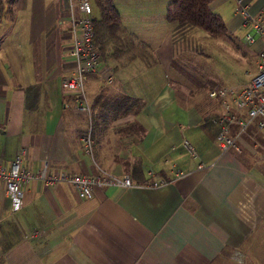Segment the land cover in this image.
<instances>
[{"label":"crops","instance_id":"obj_1","mask_svg":"<svg viewBox=\"0 0 264 264\" xmlns=\"http://www.w3.org/2000/svg\"><path fill=\"white\" fill-rule=\"evenodd\" d=\"M168 1L113 0L122 33L146 44L151 61L101 60L100 70L112 69L108 85L98 72L86 76L92 161L80 146L87 120L61 88L72 65L66 0H0V162L22 147L29 170L43 161L47 173L93 174L98 166L137 184L93 188L92 196L78 198L63 182L30 180L22 186L21 208L11 212L0 183V264H239L235 251L244 264H264L259 134L254 128L237 134L233 124L238 150L221 152L211 122L221 113L219 102L204 112L181 106L166 80L175 23L153 46L158 33L139 26ZM217 1L226 0H213L211 10ZM245 2L251 12L264 7ZM232 15L226 28L248 31L234 8ZM246 45L253 53L260 41ZM125 96L136 100L131 108L118 106ZM108 102L115 103L110 110L103 108ZM231 112L244 118L242 110ZM173 170L182 174L174 177Z\"/></svg>","mask_w":264,"mask_h":264},{"label":"built area","instance_id":"obj_2","mask_svg":"<svg viewBox=\"0 0 264 264\" xmlns=\"http://www.w3.org/2000/svg\"><path fill=\"white\" fill-rule=\"evenodd\" d=\"M66 9L70 33L69 56L72 65L68 74L61 79V88L72 94L73 109L83 114L87 120L86 131L80 137V146L93 161L92 116L85 90L86 76L98 72L103 81L109 83L112 75L109 69L100 70V52L93 44L92 9L89 1L67 0ZM234 12L241 16L243 25L249 28L244 34V40L248 44L260 41V48L254 53L255 72L245 85L215 86L208 91V96L218 101L222 107V112L212 117L211 122L217 127L215 139L219 151L224 152L229 147L238 150L230 133V126L237 124V134L245 132L246 128L256 130L260 138V154L264 157V7L251 12L245 0H235ZM231 108L244 111V118H236ZM182 145L190 154L194 153L188 140L183 139ZM24 154L25 149L21 147L7 164L0 162V183L9 200L11 212L21 208L22 186L30 180H40L49 186L63 182L73 188L78 198L92 196L93 188L137 186L129 176H116L98 166L93 174H70L65 171L47 173V163L43 161L41 168L29 170L22 166ZM180 174L182 173L179 170H173L174 177ZM158 183L154 181L151 185L156 186ZM232 259L239 264L245 263L238 251L233 253Z\"/></svg>","mask_w":264,"mask_h":264},{"label":"rangeland","instance_id":"obj_3","mask_svg":"<svg viewBox=\"0 0 264 264\" xmlns=\"http://www.w3.org/2000/svg\"><path fill=\"white\" fill-rule=\"evenodd\" d=\"M88 1L92 8V16L97 17L98 10L94 1ZM167 3L163 4L162 11L160 10L159 13L155 11L154 19L146 20L142 18V24H139L143 30H152L158 33L159 39L152 41L151 46L155 43L159 44L162 41V36L172 29L173 24L168 23L165 18ZM218 3L217 1L216 4ZM213 4H215V1L211 4V7H213ZM253 4L263 7L264 0H253ZM234 6L235 0H226L218 4L212 11L217 13L224 23H228L235 18L232 15ZM66 23L65 26L69 32L68 16ZM143 30L140 29L139 31ZM246 30L247 28L238 25L235 30L227 29V34L217 37H211L195 27L172 30L174 55L167 68L166 80H169L170 88L182 98L181 106L204 112L206 110L205 106L215 101L208 96V91L214 88L215 85L234 87L243 84L252 76L255 72L256 57L255 52H250L246 41L243 39ZM146 33L149 35V31H146ZM139 37L149 39L145 35ZM136 39L131 42L128 39L127 41L130 43L127 44L126 51L117 57L114 56V60L126 62L129 56L134 55L151 61L147 56V45L142 43L140 39ZM110 49L107 50V54L111 52ZM144 62L148 63L147 61ZM104 64L107 65V62H104ZM106 65L105 67H108ZM109 71L112 73V69ZM107 105L108 107L105 109L110 110L109 104Z\"/></svg>","mask_w":264,"mask_h":264},{"label":"trees","instance_id":"obj_4","mask_svg":"<svg viewBox=\"0 0 264 264\" xmlns=\"http://www.w3.org/2000/svg\"><path fill=\"white\" fill-rule=\"evenodd\" d=\"M94 1L98 15L92 16L93 44L100 52V60L106 62L121 54L127 44L133 40L130 34L122 33L120 16L116 11L113 0H92ZM213 0H169L166 6L165 18L167 22L175 23L176 29L195 27L199 28L211 37L227 34V28L222 18L213 12L209 5ZM124 34V37H123ZM129 39L130 42L127 40ZM111 48H109V47ZM111 52L107 54V50ZM126 51V50H125ZM135 99L126 97L120 100L119 107L128 109L132 107ZM115 103L108 102V107ZM120 108V109H121Z\"/></svg>","mask_w":264,"mask_h":264}]
</instances>
